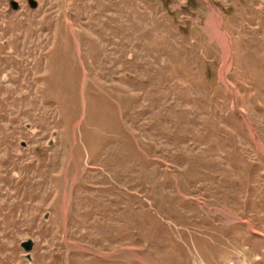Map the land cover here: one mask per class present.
<instances>
[{
  "label": "rangeland",
  "instance_id": "obj_1",
  "mask_svg": "<svg viewBox=\"0 0 264 264\" xmlns=\"http://www.w3.org/2000/svg\"><path fill=\"white\" fill-rule=\"evenodd\" d=\"M16 1L0 264H264V0Z\"/></svg>",
  "mask_w": 264,
  "mask_h": 264
},
{
  "label": "water",
  "instance_id": "obj_2",
  "mask_svg": "<svg viewBox=\"0 0 264 264\" xmlns=\"http://www.w3.org/2000/svg\"><path fill=\"white\" fill-rule=\"evenodd\" d=\"M29 3H30V5H31V8H34V7L36 6L35 1L33 2V1H30V0H29ZM17 5H18V3H17L15 0H12V1L10 2V6H11L12 9H17V8H16ZM21 246H22V248H23L25 251L28 252V251H30V250L32 249V247H33V241H32V240L24 241V242L21 243ZM28 258H29V257H28Z\"/></svg>",
  "mask_w": 264,
  "mask_h": 264
},
{
  "label": "flooded vegetation",
  "instance_id": "obj_3",
  "mask_svg": "<svg viewBox=\"0 0 264 264\" xmlns=\"http://www.w3.org/2000/svg\"><path fill=\"white\" fill-rule=\"evenodd\" d=\"M11 1H12V0H9V6H10V2H11ZM15 1H16V0H15ZM30 1H33V2L35 1L36 6H37V1H36V0H30ZM16 2L18 3V1H16ZM27 3H28V5H29V7L31 8V5H30V3H29V0H27ZM18 6H19V4H18L17 7H16L17 9H18ZM36 6H35V7H36ZM10 8H11V6H10ZM11 9H12V8H11ZM17 9H12V10H17Z\"/></svg>",
  "mask_w": 264,
  "mask_h": 264
},
{
  "label": "bare ground",
  "instance_id": "obj_4",
  "mask_svg": "<svg viewBox=\"0 0 264 264\" xmlns=\"http://www.w3.org/2000/svg\"><path fill=\"white\" fill-rule=\"evenodd\" d=\"M227 68V67H226Z\"/></svg>",
  "mask_w": 264,
  "mask_h": 264
}]
</instances>
